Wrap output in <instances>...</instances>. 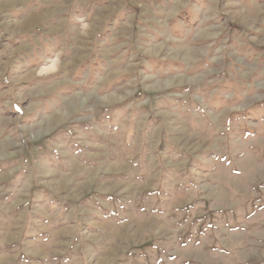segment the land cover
<instances>
[{
	"label": "rangeland",
	"instance_id": "1",
	"mask_svg": "<svg viewBox=\"0 0 264 264\" xmlns=\"http://www.w3.org/2000/svg\"><path fill=\"white\" fill-rule=\"evenodd\" d=\"M0 264H264V0H0Z\"/></svg>",
	"mask_w": 264,
	"mask_h": 264
}]
</instances>
